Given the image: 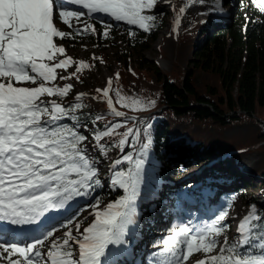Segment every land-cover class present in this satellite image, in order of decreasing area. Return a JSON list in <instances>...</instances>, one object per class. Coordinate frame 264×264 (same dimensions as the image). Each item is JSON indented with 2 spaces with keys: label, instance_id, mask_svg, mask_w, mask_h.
<instances>
[{
  "label": "snow or ice",
  "instance_id": "snow-or-ice-1",
  "mask_svg": "<svg viewBox=\"0 0 264 264\" xmlns=\"http://www.w3.org/2000/svg\"><path fill=\"white\" fill-rule=\"evenodd\" d=\"M160 2L0 0V221L32 228L26 243L0 240V264H105L113 247L127 249L135 238L138 202L149 194L145 165L151 140L134 155L142 130L135 124L128 126L126 113L117 110L110 92H115L117 103L132 111H144L155 101L121 95L109 77L106 87L95 90L99 97L92 98L105 99L108 111L125 119L99 130L95 125L102 117L96 115L91 121L93 130L86 135L89 124L81 121L87 117L77 113L88 107L83 102L87 93L77 92L73 101H66L74 84L59 81L82 83L79 74L94 65L74 60L62 41L85 33L109 38L114 25L104 17L151 32ZM198 3L203 0H188V5L180 7L173 33L180 27L181 15ZM250 4L264 14V0H250ZM93 19L99 21V30L88 22ZM60 24L70 30H62ZM128 34L136 32L129 29ZM92 59L103 62L95 53ZM73 66L75 70L69 72ZM115 78L119 81V72ZM121 128L124 131H118ZM130 142L133 151L125 152ZM112 149L124 153L109 165L110 187L122 194L101 207L102 200L93 196L102 182L100 170L89 153L96 151L104 157ZM85 197L95 202L44 227L46 221L55 219L53 213L67 212L78 198ZM87 209L94 217L90 223L81 218ZM262 212L251 205L232 238L225 223L229 212L223 208L207 223L174 225L154 245L159 251L153 253L152 264H188L197 253L204 258L195 259L194 264H264Z\"/></svg>",
  "mask_w": 264,
  "mask_h": 264
},
{
  "label": "rangeland",
  "instance_id": "rangeland-1",
  "mask_svg": "<svg viewBox=\"0 0 264 264\" xmlns=\"http://www.w3.org/2000/svg\"><path fill=\"white\" fill-rule=\"evenodd\" d=\"M246 0H203V3H198L195 6L187 8L186 13L181 15V24L177 32H172V25L175 17L179 14L180 7L188 5V0H161L155 11L165 17V24L158 31V36L155 41H148V47L142 53L144 57L149 58L155 64L164 70H177L179 68H189L191 57L193 55L192 45L182 38V34L189 32L191 29L195 30L200 25L210 28L208 19H231L238 7H241ZM246 12V11H245ZM105 20L111 22L109 18L104 17ZM97 19L88 21L95 24L97 27ZM113 22V21H112ZM119 24L121 22H114ZM200 24V25H199ZM62 30L69 31L67 26L60 24ZM200 31V30H199ZM196 34L192 38V44L196 41ZM67 49V54L71 55L74 60H85L92 66L90 69L84 70L80 75L81 82L75 79L68 81H59L63 83H73L74 89L70 93L68 101L74 100V95L77 92H85L87 96L84 98V103L95 112L108 111L107 102L105 99H93L92 97H99L95 90L97 88L103 89L107 86L109 77L113 78V89H118L128 85L126 88L128 92L137 95L139 92V85L135 83V76H138V56L140 55L139 49H134L123 39L118 38L115 41L106 43L96 35H89L85 33L82 37H77L75 40L62 41ZM86 45V47H84ZM93 53L97 57L103 59L93 60ZM131 69V71L129 70ZM74 66L68 71H74ZM120 73L119 81L116 80L115 74ZM67 75V73H63ZM208 78L207 73H200L197 75V82L200 83ZM144 79V75L140 80ZM114 92V91H113ZM113 92H110L112 96ZM115 94V92H114ZM114 106L119 110L120 108L114 102ZM120 110L126 108L121 107ZM119 110V111H120ZM109 116L111 113L108 111ZM129 113V112H128ZM131 118L130 116H126ZM173 118L172 116H169ZM125 119V118H123ZM138 121H134L137 124ZM113 120V119H110ZM120 120V119H118ZM117 120V121H118ZM85 121L82 120L81 123ZM130 122H128L129 124ZM212 128L217 136L223 139L229 137L231 139V147L224 153L220 152L214 157L204 158L199 156L198 152L185 151L179 149L174 151L175 156L170 160L152 161L147 154V163L145 165L146 174L152 173V177L145 176V183L147 185L148 195L144 196L138 202V224L136 226L135 238L125 248L113 247L109 254L104 258L105 264H152L153 253L159 251L154 247V239L156 236L167 235L170 228L169 216L181 206L186 208L194 207L195 210H189L194 214L193 222L199 224L207 223L217 214L222 208L229 212V219L225 222L230 227V233L227 235L232 238L237 235V227L239 220L247 214L251 205H256L258 210H264V184L261 177V172L264 170V149H257L254 146L247 145L248 147L239 146V142L244 143L249 140L248 132L251 127L257 125L247 119L234 122L230 125H210V122H200L190 117H183L174 122L170 133L174 131H187V136L192 135V131L198 128L199 124ZM89 128L86 135L91 132L94 127L92 123H88ZM152 124H147L149 130ZM118 131H124L123 128ZM236 136V137H235ZM235 137V138H234ZM234 138V139H233ZM184 138L177 137L172 142H179ZM148 141V136L147 140ZM107 142V141H106ZM219 146H223L219 144ZM175 147V145L173 146ZM236 147V148H234ZM242 147V148H241ZM136 150L134 154L139 153ZM151 150L149 146L148 151ZM184 150V151H183ZM192 150V149H191ZM133 151V149H126L125 152ZM183 151V152H182ZM183 153L185 157H177L178 153ZM124 153H120L116 149H112L107 156L100 157L96 151H91L89 155L93 156L98 161L99 178L101 185L94 191L93 196H98L102 200V205L116 199H108L107 193L112 192L109 184L111 172L109 165L112 160L118 158ZM188 159V160H187ZM236 173L237 175H233ZM211 176V177H210ZM193 182L192 186L186 193L169 194L173 184L187 185ZM167 183V184H166ZM173 183V184H172ZM171 184V185H169ZM144 186L142 185V188ZM206 188V189H205ZM204 191V192H202ZM176 194V195H175ZM231 197L228 199V197ZM233 197L235 200L233 201ZM91 197L78 198L72 204L67 212L53 213L56 216L54 224L58 221L64 220L67 215L76 211L77 208H85L88 203H94ZM173 203H176L173 205ZM208 204L209 206L205 205ZM188 210V209H187ZM91 209L83 211L81 218L85 223H90L94 217L89 216ZM206 214H208L206 216ZM264 214V212H262ZM204 218L205 220H201ZM53 225V224H52ZM221 237V241H222ZM25 241L24 243H26ZM136 249H132V245ZM135 244V245H134ZM135 253V259L133 257ZM146 254V259H144ZM203 254L197 253L195 257L188 261V264H194L195 259H202Z\"/></svg>",
  "mask_w": 264,
  "mask_h": 264
},
{
  "label": "trees",
  "instance_id": "trees-1",
  "mask_svg": "<svg viewBox=\"0 0 264 264\" xmlns=\"http://www.w3.org/2000/svg\"><path fill=\"white\" fill-rule=\"evenodd\" d=\"M154 12L157 15V22L151 32H143L124 22L116 24L111 21L110 23H113L114 26L109 38L105 39L97 34L103 42L109 43L121 38L128 45L140 51L137 58L139 74L134 77L137 79L135 83L139 85L138 94H130L126 88L128 85L118 87L121 95L134 96L144 101H155L154 105L144 111L126 109L127 112L133 114L151 112L135 124L142 130L141 138L135 144V151L142 147L147 136L148 140H151V150H147V154L151 155L149 157L152 161L157 162L159 161L157 158L160 161L170 160L175 156L174 151L181 148L186 149L185 151L198 152L199 156L209 158L222 151L224 153L229 149L228 147L232 146L229 137L223 139L221 136H217L216 138L212 128L201 123L189 136L186 135L187 131L170 133L174 122L184 116L200 122L207 123L209 121L210 125L217 126H227L242 119L251 120L257 126L250 128L251 130L247 134L249 140L241 144L239 142L238 147L258 144L254 147L260 150L264 149V14L252 6L250 0H246L241 7H238L231 19H208L210 28L199 24L200 27L197 29H191L187 34L183 33L182 38L192 45V65L189 68L181 67L168 71L142 54L148 47V41H155L159 29L166 22L162 14H158L155 10ZM96 22L99 30L100 23ZM129 29L135 31L136 35H129ZM198 32L199 35L192 44V38ZM200 73H207L208 78H204L202 82L198 83L197 75ZM143 75L144 79L140 80ZM112 97L113 101L122 109V106L116 101L114 92ZM68 98L70 97L65 98L66 101ZM194 103L206 105L190 106ZM77 115L86 116L87 120L84 121L87 123H90L96 115H100L102 119L95 125L99 130H103L107 123L118 119L123 120V118L114 117L112 114L109 116L108 111L95 110L92 112L89 107ZM65 122L75 123V121L67 120ZM128 122H130L129 127L134 123L131 118H128ZM148 123L152 125L149 130H146ZM177 137L184 139L177 143L172 142ZM219 144L223 146H219ZM174 145L175 147H173ZM125 148L133 149L131 142ZM182 152L178 153V158L185 157ZM233 175L237 174L233 173ZM146 176L152 177V173H147ZM261 177L264 184V170L261 172ZM192 184L193 182L182 186L177 183L173 184L169 194L186 193ZM119 193L121 194L122 190H112L111 193H107L106 197L114 199ZM228 233H230L229 225ZM163 235L155 237V245L164 237Z\"/></svg>",
  "mask_w": 264,
  "mask_h": 264
},
{
  "label": "water",
  "instance_id": "water-1",
  "mask_svg": "<svg viewBox=\"0 0 264 264\" xmlns=\"http://www.w3.org/2000/svg\"><path fill=\"white\" fill-rule=\"evenodd\" d=\"M194 105L205 106L206 104H204V103H194V104H191L190 106H194ZM190 106H189V107H190ZM119 110H120V109H119ZM120 111H122V110H120ZM124 112L126 113V116H130V117L135 116V117H137V121H138L140 118H143L144 116L151 114V112H148V113H139V114L128 113V112H126V111H124Z\"/></svg>",
  "mask_w": 264,
  "mask_h": 264
},
{
  "label": "bare ground",
  "instance_id": "bare-ground-1",
  "mask_svg": "<svg viewBox=\"0 0 264 264\" xmlns=\"http://www.w3.org/2000/svg\"><path fill=\"white\" fill-rule=\"evenodd\" d=\"M224 20H226V19H224Z\"/></svg>",
  "mask_w": 264,
  "mask_h": 264
}]
</instances>
